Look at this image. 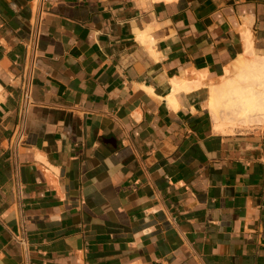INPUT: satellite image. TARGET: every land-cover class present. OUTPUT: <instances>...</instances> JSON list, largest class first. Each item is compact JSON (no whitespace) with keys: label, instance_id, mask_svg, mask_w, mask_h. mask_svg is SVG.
Returning <instances> with one entry per match:
<instances>
[{"label":"crops","instance_id":"0c3cea01","mask_svg":"<svg viewBox=\"0 0 264 264\" xmlns=\"http://www.w3.org/2000/svg\"><path fill=\"white\" fill-rule=\"evenodd\" d=\"M33 5L0 0V264H264V130L205 105L264 0H43L14 150Z\"/></svg>","mask_w":264,"mask_h":264},{"label":"bare ground","instance_id":"6f19581e","mask_svg":"<svg viewBox=\"0 0 264 264\" xmlns=\"http://www.w3.org/2000/svg\"><path fill=\"white\" fill-rule=\"evenodd\" d=\"M245 50L248 56L237 58L235 66L238 72L234 77H222L217 85L209 86L205 105L210 111L214 128L220 132L264 121V56L253 52L250 33ZM202 80L196 78L184 83L185 89L201 87L204 84Z\"/></svg>","mask_w":264,"mask_h":264},{"label":"built area","instance_id":"2783aa9c","mask_svg":"<svg viewBox=\"0 0 264 264\" xmlns=\"http://www.w3.org/2000/svg\"><path fill=\"white\" fill-rule=\"evenodd\" d=\"M33 4L29 21L30 35L25 43V61L20 76V94L16 108V121L9 136V146L14 150H16L18 145H22L25 141L27 132L26 117L30 107L34 103L32 96V70L36 65L37 38L46 11L43 6V0H33ZM17 187L19 193L18 183Z\"/></svg>","mask_w":264,"mask_h":264},{"label":"rangeland","instance_id":"374dc122","mask_svg":"<svg viewBox=\"0 0 264 264\" xmlns=\"http://www.w3.org/2000/svg\"><path fill=\"white\" fill-rule=\"evenodd\" d=\"M254 37V47H255V52L254 49V53L256 55H259V56H264V29L262 31H260L256 37L255 35L253 36ZM246 52V51H245ZM244 56H248L247 54H244ZM236 65V62L233 65H231V67L229 68V70H227L226 74L224 77H234V75L238 72V67L235 66ZM233 66V67H232ZM222 78H220V82H221ZM256 129H262L264 130V121L263 123H260V124H254L252 126H237L235 128L232 129V131H250V130H256ZM232 131H227V132H232ZM225 133V132H223Z\"/></svg>","mask_w":264,"mask_h":264}]
</instances>
